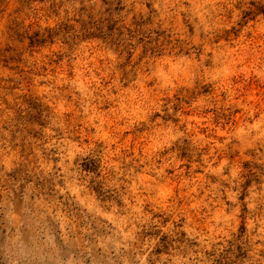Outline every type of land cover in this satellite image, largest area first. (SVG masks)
Instances as JSON below:
<instances>
[{
  "label": "rangeland",
  "instance_id": "1",
  "mask_svg": "<svg viewBox=\"0 0 264 264\" xmlns=\"http://www.w3.org/2000/svg\"><path fill=\"white\" fill-rule=\"evenodd\" d=\"M0 264H264V0H0Z\"/></svg>",
  "mask_w": 264,
  "mask_h": 264
}]
</instances>
